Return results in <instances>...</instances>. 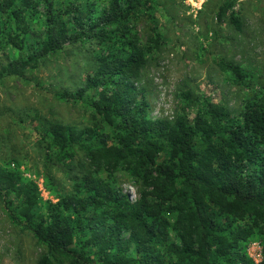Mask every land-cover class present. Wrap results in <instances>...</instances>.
Instances as JSON below:
<instances>
[{
    "label": "trees",
    "instance_id": "obj_1",
    "mask_svg": "<svg viewBox=\"0 0 264 264\" xmlns=\"http://www.w3.org/2000/svg\"><path fill=\"white\" fill-rule=\"evenodd\" d=\"M152 2L70 0L63 9L50 0L0 2L7 19L0 18V50L18 52L2 66L0 79H23L71 46L85 54L90 71L75 95L63 91L59 97L76 100L94 91V125L49 121L38 133L41 141L50 139L54 163L72 179V191L50 203L45 215L36 211L37 186L0 165V202L10 223L45 247L37 264H165L162 247L174 264H247L241 244L255 230L264 232V94L237 115L216 103L191 120L184 113L152 119L139 84L148 56L163 44ZM233 5L223 1L216 18L223 22L229 15L240 32ZM40 6L43 25L33 29L27 13ZM141 18L148 32L144 45L131 25ZM220 67L238 86L249 78L233 61L222 60ZM183 96L194 103L190 93ZM106 128L110 134L97 131ZM164 152L168 157L159 160ZM119 172L142 185L135 201L112 186ZM168 215L175 216L172 223ZM245 219L250 223L241 225ZM171 232L178 243L169 241ZM76 236L82 238L78 248Z\"/></svg>",
    "mask_w": 264,
    "mask_h": 264
},
{
    "label": "rangeland",
    "instance_id": "obj_2",
    "mask_svg": "<svg viewBox=\"0 0 264 264\" xmlns=\"http://www.w3.org/2000/svg\"><path fill=\"white\" fill-rule=\"evenodd\" d=\"M50 1L54 7L63 9L70 0ZM152 1L151 12L163 44L148 56L139 81L150 102L152 119L172 120L184 113L191 120L199 109L216 103L237 115L246 103L264 94V0H233L230 12L240 20V32L229 23V15L223 22L216 18L218 7L225 0ZM27 16L33 29L43 25L41 6ZM0 18L7 20L6 16ZM131 25L138 32L141 44H146L148 32L144 19ZM17 56L18 52L11 47L0 50V71L8 60ZM84 58L83 52L66 46L37 69L28 70L25 78L0 79V165L19 171L23 183L37 186L40 203L36 211L40 214L45 215L50 203L72 191V179L66 168L54 163L56 149L50 146V139L41 141L38 133L44 132L49 121L78 127L94 125L91 107L94 91H86L76 100L59 97L63 91L75 95L83 87L90 71ZM222 60L238 63L249 74L244 85H236L230 73L221 69ZM185 93H190L193 104L184 98ZM97 131L110 134L109 128ZM167 157L164 152L159 160ZM110 180L131 202L143 190L125 172L114 174ZM167 217L171 223L174 221V215ZM249 223L248 219L240 222ZM169 241L178 243L173 232ZM81 243L82 238L76 236L73 247L78 248ZM263 249L264 232L258 229L240 246V252L249 261L247 264H260ZM161 252L165 264L176 263L165 247ZM44 253L45 247L31 234L10 223L0 202V264H37ZM234 264L242 263L236 260Z\"/></svg>",
    "mask_w": 264,
    "mask_h": 264
}]
</instances>
